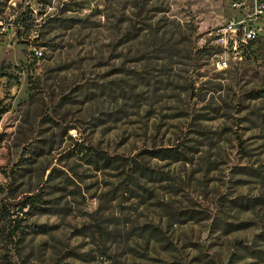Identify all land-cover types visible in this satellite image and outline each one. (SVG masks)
<instances>
[{
  "label": "rangeland",
  "instance_id": "1",
  "mask_svg": "<svg viewBox=\"0 0 264 264\" xmlns=\"http://www.w3.org/2000/svg\"><path fill=\"white\" fill-rule=\"evenodd\" d=\"M0 264H264V0H0Z\"/></svg>",
  "mask_w": 264,
  "mask_h": 264
},
{
  "label": "trees",
  "instance_id": "2",
  "mask_svg": "<svg viewBox=\"0 0 264 264\" xmlns=\"http://www.w3.org/2000/svg\"><path fill=\"white\" fill-rule=\"evenodd\" d=\"M154 157L159 159H169L173 161L180 160L183 158V153L178 151L177 149L170 147V148H159L157 150L152 151Z\"/></svg>",
  "mask_w": 264,
  "mask_h": 264
},
{
  "label": "built area",
  "instance_id": "3",
  "mask_svg": "<svg viewBox=\"0 0 264 264\" xmlns=\"http://www.w3.org/2000/svg\"><path fill=\"white\" fill-rule=\"evenodd\" d=\"M252 38H254V32L246 30L244 32L243 36L241 37V40H242V42L247 43V41L251 40ZM238 47H240V46L238 45ZM35 54L40 55L41 53L39 51H35Z\"/></svg>",
  "mask_w": 264,
  "mask_h": 264
}]
</instances>
